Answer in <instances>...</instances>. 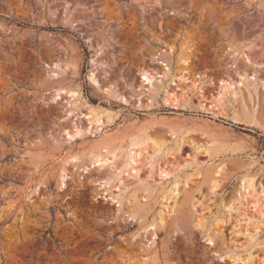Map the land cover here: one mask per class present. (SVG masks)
I'll list each match as a JSON object with an SVG mask.
<instances>
[{
	"label": "rangeland",
	"instance_id": "374dc122",
	"mask_svg": "<svg viewBox=\"0 0 264 264\" xmlns=\"http://www.w3.org/2000/svg\"><path fill=\"white\" fill-rule=\"evenodd\" d=\"M227 248L264 264V0H0V264H232Z\"/></svg>",
	"mask_w": 264,
	"mask_h": 264
},
{
	"label": "bare ground",
	"instance_id": "6f19581e",
	"mask_svg": "<svg viewBox=\"0 0 264 264\" xmlns=\"http://www.w3.org/2000/svg\"><path fill=\"white\" fill-rule=\"evenodd\" d=\"M254 55H255V49L252 47V46H250V45H248V46H243V47H241V53H239V56H240V58H242V60L245 62V64H248V63H251L252 62V57H254ZM180 62V61H179ZM181 63L182 64H184L185 66L186 65H188L187 63H188V60H187V58H185V56L182 58L181 57ZM162 64H164V70H163V72H164V74L165 75H169V74H171L172 73V71H171V69H170V67L168 66V64L167 63H164V61L162 62ZM180 64V63H179ZM181 64V65H182ZM183 71H185V72H187V69H186V67L185 68H183ZM149 71H147V70H145V69H143L142 70V72H141V77H142V80H141V82H142V84L143 85H151V79H150V77H151V74L149 75ZM181 73V72H180ZM173 77H176V75H173L172 76V78ZM178 78H182L181 76L179 77V76H177ZM176 77V78H177ZM229 77V76H228ZM238 77H239V82L240 83H238V86H239V84L242 86V84H245L244 82H243V80L242 79H244L245 77H243V76H240V74H238ZM89 78H90V81H92L93 83H96L95 82V80H94V78L92 77V76H89ZM200 79V76H198L197 77V79ZM183 80V79H182ZM227 80V79H226ZM233 80L232 79H228V81H224L223 82V84L225 85V88L227 89V91H229L228 89H230V91L232 92V94L234 95V93H236L235 92V90H233L232 88H234L233 87ZM76 89V88H75ZM108 91H110V89L108 90ZM67 92L69 93V95H73V96H78L79 97V95H80V91H77V90H74V89H68L67 90ZM203 90L200 88L199 89V94H202V96L204 97V95H203ZM178 94H175V92H169V91H167L166 90V93H165V97H164V101L166 102V103H168L169 105H172V106H182V104H181V100H182V103H184V97L181 99L180 97H178L177 96ZM236 95V94H235ZM81 97V96H80ZM202 97V98H203ZM207 100V99H206ZM211 101H215V102H217L216 100H211ZM210 101V107L212 108V107H217L218 108V103H213V102H211ZM219 102V101H218ZM87 104V106H89V111L88 112H90V117L89 118H94L95 120H98L101 116L103 117V116H105V117H109V118H111L110 117V115H109V113H108V111L106 110V113H103V112H101V111H103V110H101V109H97V107H99V106H95V107H92V106H90V105H88L89 103H86ZM85 104V105H86ZM205 105V104H204ZM184 106H185V103H184ZM183 106V107H184ZM103 109V108H102ZM217 110V109H216ZM109 112H111V111H109ZM108 115V116H107ZM93 119V120H94ZM108 119V118H107ZM232 119L234 120V121H238V119H239V117H238V115L237 114H234L233 116H232ZM77 130V129H76ZM78 131V130H77ZM76 132V131H75ZM77 133V132H76ZM76 135V134H75ZM145 137L144 138H142V139H136V140H132L131 142H130V145H131V147H132V150L130 149V155L128 156V161L127 162H125L126 164H125V166L127 167H123V168H125V169H129L128 171L130 172V170H132V171H134V173L137 175L139 172V170L138 169H136V164L139 162L138 160V158L139 157H141V150L139 149V147H140V142L142 141V143L143 144H145L144 142L145 141H154L148 134H145L144 135ZM144 141V142H143ZM155 142V141H154ZM152 144H154L153 142H151ZM158 143H155V148H157V149H160L161 148V145H157ZM105 146V145H104ZM144 146V145H143ZM180 146H181V144H180ZM106 148V147H105ZM141 149H142V146L140 147ZM178 148H180L179 146H178ZM116 149L117 148H115L114 146L113 147H111L110 145H108L107 146V148L105 149V151H104V153H105V155H101L100 154V150H102L101 149V146H97V147H94L93 148V150H92V152H94V156H95V159L94 160H92V161H95V160H101V162L103 161V160H106L107 159V157L109 156H114V154H115V157H116ZM118 150V149H117ZM207 152H208V150H206ZM128 152V153H129ZM95 153H97V154H95ZM92 154V153H91ZM99 162V161H98ZM103 163V162H102ZM122 164H123V162H122ZM134 164H135V166H134ZM158 164V163H157ZM123 166V165H122ZM135 167V168H134ZM131 171V172H132ZM159 174L162 176L163 174L165 175V176H169V174H171V172L172 171H170V170H166V168L164 169V168H162V166L160 165V168H159ZM220 171H221V167L220 166H217L216 167V169H215V171H214V173L216 174V175H218V174H220ZM128 172V174H132L133 175V172L131 173H129ZM135 176V175H134ZM138 176V175H137ZM176 178V177H175ZM252 179H250V180H245L243 183V188L244 189H246L247 187H250V186H252ZM213 183H215V185L213 184V187H216L217 186V180H215L214 179V181H213ZM178 185H179V180H177V178L175 179V182H174V190H172V193H170V195L168 194L165 198L166 199H173V201L174 202H176V198H177V196H178V193H179V191H178ZM215 190V188L213 189V191ZM169 193V192H168ZM164 198V197H163ZM117 201V204H118V206L120 207V202L118 201V200H116ZM169 201V200H168ZM166 202H167V200H166ZM170 202V201H169ZM166 207V206H165ZM173 207V206H172ZM163 212V211H162ZM160 213L159 214V217H158V222H160L161 224L164 222V218H165V214H167L166 212L165 213ZM219 221L220 220H218L215 224H216V226L219 224ZM203 220L201 219V218H199V219H197V224L198 225H200V227H201V225H203ZM153 223L154 222H152L151 223V225H153ZM202 228V231H204L205 232V236H206V239H208V242L209 243H213L212 241H213V238H212V236L210 235V229L208 230L206 227H201ZM239 230V229H238ZM240 233V232H239ZM237 234V233H236ZM237 248V247H236ZM239 249H241V248H239ZM215 253V255H218V258H219V260H230L231 262H232V264H239V263H243V264H247V262H249V259H251L252 258V256H251V254H249V256L248 257H242V253L241 252H238L237 251V249H234V248H227V249H225V250H223L222 252H218V251H215L214 252Z\"/></svg>",
	"mask_w": 264,
	"mask_h": 264
},
{
	"label": "trees",
	"instance_id": "16d2710c",
	"mask_svg": "<svg viewBox=\"0 0 264 264\" xmlns=\"http://www.w3.org/2000/svg\"><path fill=\"white\" fill-rule=\"evenodd\" d=\"M84 51L86 52V48L84 49ZM86 53H87V52H86ZM93 102H95V100H94Z\"/></svg>",
	"mask_w": 264,
	"mask_h": 264
}]
</instances>
